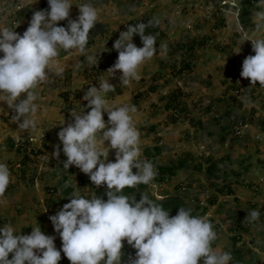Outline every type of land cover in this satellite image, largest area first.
Listing matches in <instances>:
<instances>
[{
  "label": "rangeland",
  "instance_id": "obj_1",
  "mask_svg": "<svg viewBox=\"0 0 264 264\" xmlns=\"http://www.w3.org/2000/svg\"><path fill=\"white\" fill-rule=\"evenodd\" d=\"M135 1L73 0L74 4L92 3L98 10L96 24L99 26L92 29L96 33L88 37L92 45L87 43L84 54L76 50L60 51L58 59L65 65V71L62 75L49 73L48 78L37 86V103L40 105L43 99L46 104L47 99L48 106H54L58 101L61 106L57 107L63 108L65 117L73 110L90 111L83 96L90 86L99 88V77H110L103 61H108L112 67L118 58V53L111 49L112 41L119 38L120 32L126 31L134 18L145 21L142 23L153 20L152 26L159 35L162 32L169 40V52L166 57L161 55L165 61L161 72H157V67L155 70L148 68L145 62L138 70L140 78L128 85L120 83L122 73L116 72L109 80L115 89L106 97L112 103L136 107L137 111L132 115L140 132L142 159L151 161L154 167L176 166L180 161L184 166L168 178V182L160 184L154 178L144 189L126 196L138 202L141 195H146L155 203L178 197L193 215L211 222L217 234L212 246L230 252V264H264V88L259 87V83L252 85L240 76L243 60L254 55L247 39L255 29L253 12L257 10V0H169L167 4L164 0H154L152 6H147V0ZM153 6L155 10L147 13ZM245 9L247 12L243 14ZM37 10H48L47 0H0V27L14 29L22 35ZM78 15V7L73 5L69 19L75 20ZM57 26L66 27L67 20L58 22ZM261 37L264 32H257L256 38ZM210 38H213L212 44L208 42ZM134 41L137 46L141 44L139 36ZM188 45L193 46L191 52L185 50ZM211 51L220 56L208 57ZM87 56H93L97 64L87 63ZM78 61L82 63L79 67L76 66ZM201 63L202 67H199ZM186 65L188 68H184ZM153 87L155 90L152 91ZM170 94L181 98L183 112L174 111L170 98L168 100ZM167 103L171 108L166 111ZM52 108L47 107V111L50 113ZM0 109L5 110L6 119L12 120L13 109L5 103H0ZM189 118L194 122H188ZM198 118L202 121L199 127L196 126L200 122L196 121ZM194 127L197 130H193ZM36 136L39 142L35 161L50 167L47 172L41 171L40 176L34 172L35 168L26 166L30 161L27 155L12 147L15 134L0 138V154L7 150L5 164L10 173L18 174L17 183L22 184L19 188L31 189V200L35 205V211L27 215L29 223L20 230L21 233L16 232L28 235L32 228L40 226L46 235L56 237L54 244L59 250L61 240L54 232L49 216L55 215L74 194L96 195L106 201L107 189L92 184L89 176H84L86 174L75 166L63 168L67 158L60 152L55 159L46 151L50 145L41 146V143H47L49 135ZM28 137L25 134L18 140ZM107 146L108 142H105ZM154 147L160 150L158 154ZM44 155L49 159H41ZM106 162H115V150L109 151ZM212 163L214 168L207 173L205 169ZM255 183L263 184L259 192L252 189ZM12 185L11 182L6 191L11 190ZM251 208L259 209L261 215L258 221L249 224L244 220ZM234 230L241 234V241L236 243L232 239ZM122 243V264H127L129 257L135 256V250L126 241ZM233 249L239 250L238 254ZM61 256L65 261L58 264H71L62 252Z\"/></svg>",
  "mask_w": 264,
  "mask_h": 264
},
{
  "label": "clouds",
  "instance_id": "obj_2",
  "mask_svg": "<svg viewBox=\"0 0 264 264\" xmlns=\"http://www.w3.org/2000/svg\"><path fill=\"white\" fill-rule=\"evenodd\" d=\"M47 4L48 10L33 13L22 35L14 29L0 27V103L14 110L12 120L18 122L21 130L37 126V86L49 73L62 75L65 71V65L58 59L60 51L76 50L84 54L89 32L98 20V10L89 2L47 0ZM73 5L79 10L75 20L69 19ZM256 6L255 29L247 39L254 55L243 60L240 76L264 88V37L256 38L257 32H264V0H257ZM65 20L66 27L57 26ZM152 25L153 20H148L147 24L139 22L120 32L113 43L118 58L107 70L110 77H99V88L90 86L83 96L90 111L85 114L84 108L80 112L73 110L70 112L73 122L57 133L67 158L63 168L75 166L89 176L92 184L106 186L107 200L96 195L74 194L55 215L49 216L61 240L59 250L54 244L56 237L46 235L40 226L32 228L28 235H20L11 224L0 226V264H58L61 252L71 264H122L123 241L135 250V256H130L127 264H198V261L230 264V252L213 248L217 234L204 217L193 215L191 209L184 207L170 216L169 211L146 195H141L137 202L122 194L126 187L150 184L157 173L151 161L141 158L140 132L132 115L136 107L110 103L106 94L115 89L109 80L116 72L122 73L120 83L128 85L140 78V66L157 53L156 37L145 34ZM134 35L140 37L142 47L132 42ZM85 59L89 64H97L93 56ZM80 64L78 61L76 66ZM22 96L25 98L21 99ZM179 110V107L174 109ZM105 113L107 123L103 118ZM35 143L32 137L20 139L15 149L20 148L19 152L24 155L36 156ZM110 150H115V162H106ZM52 155L59 157V146ZM41 159L49 157L44 155ZM11 179L8 166L0 163V206L7 203L2 197ZM157 182H168V178ZM262 185L255 183L252 189L259 192ZM260 215L259 209L251 208L244 222L252 224ZM232 239L234 243L241 241V234L234 230ZM233 252L239 250L233 249Z\"/></svg>",
  "mask_w": 264,
  "mask_h": 264
},
{
  "label": "crops",
  "instance_id": "obj_3",
  "mask_svg": "<svg viewBox=\"0 0 264 264\" xmlns=\"http://www.w3.org/2000/svg\"><path fill=\"white\" fill-rule=\"evenodd\" d=\"M140 1H142V0H140ZM153 1L154 0H147L146 1L147 2V6H152V2ZM164 1L166 2V4L169 3V0H164ZM135 2H137V0ZM139 3H141V2H139ZM152 10H155L154 6L148 8L147 13L149 11H152ZM136 18H134L135 19L134 22L130 24L131 26H134L136 23H139V22H145V21L137 20ZM145 34H148V33H145ZM137 36L138 35H134L133 36L134 37L132 39L133 43H135L134 39H136ZM154 36L156 37L157 53L154 55V57L151 60L146 61L145 65H147L148 68H153V69H154V67H157V70H158L157 72L160 73L161 70H162L161 67L163 66L162 64H163V62H165V61H163V57H161V55H165V57H166V53L169 52V40L165 37V35L162 32L159 35V31ZM209 36L211 37L212 34L208 35L207 37H209ZM116 39H118V36L112 41L111 49L113 48V43H114V41ZM212 41H213V38H210V41H208V42L210 44H212ZM107 47H109V49H110V45L107 46ZM137 47H142V43L139 46H137ZM88 48H90V46ZM209 55H208V57L212 56L213 58H215V56H220L218 53L216 54L214 51H211V54H209ZM204 57H205V55H204ZM99 58H100V56H99ZM200 61H202V60H200ZM107 63H108V61H106V60L103 61V67L104 68L106 67V69H109L111 63L110 64H107ZM142 66L143 65H141L140 68H142ZM199 67H202V63H201V66H199ZM199 67H197V68H199ZM212 70L214 71V68H212ZM147 71L150 72L151 70L147 69ZM169 98H170V95L168 96V100H169ZM107 99H109V102H110L111 99L110 98H107ZM177 101L179 102L178 103L179 104L178 105L179 109L181 110V112H183L185 109L182 107V104L184 106V103H182L180 97H178ZM110 103H112V102H110ZM48 105L49 104L47 102V99H46V104L44 103V100L42 99V103L39 105V108H41V110L38 111V113H37V121H38L37 122V126H36L35 129H29V130H21V129H19L18 122H13L9 118L6 119L5 110L3 112L0 111V112H2V115L0 116V138L4 139L6 136H13L15 134L16 135V139L14 141H11V142H13L12 144H13L14 149H15L16 148V142L22 135L27 134V136L33 137L36 140V143L34 144V146H36L38 144V142H39V139L36 138L37 137L36 135L39 134V136H42V135H44V133H46L47 135H49V138L47 140V143L45 142V145L48 146V147L50 145L51 149H52V147L59 146V148L61 149L60 152L64 156V154L62 152V144H61V142L58 139L57 133L63 127H66L70 123L71 115L68 114L69 115L68 117L64 116L63 108L59 109L57 107V105L61 106V104L58 101H56L54 106H48ZM167 105H169V103H167ZM167 105H165V107H164L165 109H166ZM47 107H53L50 113L47 111ZM166 111H167V109H166ZM2 118H3V120H2ZM103 118L105 120V123H107L108 117H107L106 113L103 114ZM63 121H64V123H63ZM189 121H193V119L189 118L188 122ZM196 121L197 122L200 121L198 123V125H196V126L197 127L201 126V124H202L201 119L198 118V119H196ZM9 125L11 127H9ZM191 125H194V124L191 123ZM2 126H4V127H2ZM43 126H45V127H43ZM51 126H53V127H51ZM153 126L154 125H152V127ZM167 127H169V126L167 125ZM193 130H197V128L194 127ZM13 132H14V134H12ZM41 132H43L42 135L40 134ZM262 138H264V135H263ZM49 149H47L46 151L49 153V155L51 157H53V155H52L53 151H51ZM2 151H3L2 154H0V156L2 158L0 160V163L3 162V163L7 164V150H2ZM12 154L14 155L15 152L12 151ZM26 157H27V159L30 160V161H28V163H26V166L30 167V169H34L35 168L34 172L38 176H40V172L41 171L43 172V170H44V172H47V171L50 170V167L45 166V165H43V166L40 165L41 161H35L34 156H28L27 155ZM53 158H55V157H53ZM183 166H184V164H183ZM24 170L25 169H23V171ZM134 172H136V169H135ZM17 176H18V174L16 172H12L11 173V178H12L11 182L13 183V185H12L13 189L11 188V190L6 191L4 196L2 197V199H4L7 203L4 206H0V226H3L5 224H7V222H8L9 224H11V226H13L15 231L20 232V230H22L23 227L29 223V222L26 221L27 215L30 214V211H35V205L32 204L31 195H30V193L32 191H29L31 189H29V188L28 189L19 188V187L22 186V184L17 183ZM84 176H87V175H84ZM15 188L17 190H15ZM18 188H19V190H18ZM7 218H8V221H7Z\"/></svg>",
  "mask_w": 264,
  "mask_h": 264
},
{
  "label": "trees",
  "instance_id": "obj_4",
  "mask_svg": "<svg viewBox=\"0 0 264 264\" xmlns=\"http://www.w3.org/2000/svg\"><path fill=\"white\" fill-rule=\"evenodd\" d=\"M246 12H247V9H245L244 11H242L243 14H246ZM243 22L245 23L246 21H243ZM145 24H147V23H145ZM98 26L99 25L96 24L94 26V28L97 29ZM156 32H157L156 27H153V26L152 27H148L146 29V33H149V34H153L154 35ZM95 33L96 32L93 33V31L91 29L90 32H89V36L88 37H91ZM88 42H89L90 45L92 44L91 41H88ZM185 50H186V52H191L193 50V46L192 45H188V46H186ZM184 68H188V66L186 65ZM151 90L153 91V90H155V88L153 87ZM177 100H178L177 95L170 94V103H171V105L173 104L172 105V108H174V109H177L178 108V105H179L178 103L179 102ZM169 108H171L170 105H167L166 109L169 110ZM16 150L17 151H20L21 149L20 148H17ZM154 151H155V154H158L160 152V150L158 148H156V147H154ZM183 164H184L183 161H180V162L177 163L176 166H166V167L155 166L154 168H155L156 173H157L156 176H155V180H157V181L158 180H162L163 177H167V178L173 177L175 175V172L178 169H180V168L183 167ZM198 168H200V167H198ZM213 168H214V165L212 163V164H210V165L207 166V168L205 169V171L207 173H211ZM147 185L140 184V185H138V186H136L134 188H127L126 187L125 189L122 190V194L129 195V194L135 193V192H137L139 190L144 189ZM229 192H230V190H229ZM157 204H160L164 210L169 211V215L170 216H175L177 214V212H178V209L180 207H184L185 209H189L188 207H186L181 202V199L178 198V197H172V198L162 199V201L157 202ZM64 261H65V259L63 257H61V259H60L59 262L60 263H64ZM68 262L71 263L70 261H68Z\"/></svg>",
  "mask_w": 264,
  "mask_h": 264
}]
</instances>
